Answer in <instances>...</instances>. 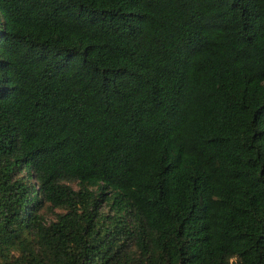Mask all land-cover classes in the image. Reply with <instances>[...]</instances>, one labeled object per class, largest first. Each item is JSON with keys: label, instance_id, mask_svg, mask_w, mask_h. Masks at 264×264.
<instances>
[{"label": "trees", "instance_id": "trees-1", "mask_svg": "<svg viewBox=\"0 0 264 264\" xmlns=\"http://www.w3.org/2000/svg\"><path fill=\"white\" fill-rule=\"evenodd\" d=\"M0 264H264V0H0Z\"/></svg>", "mask_w": 264, "mask_h": 264}]
</instances>
